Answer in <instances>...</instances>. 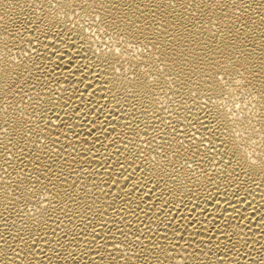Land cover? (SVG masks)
I'll list each match as a JSON object with an SVG mask.
<instances>
[{
    "label": "bare ground",
    "instance_id": "bare-ground-1",
    "mask_svg": "<svg viewBox=\"0 0 264 264\" xmlns=\"http://www.w3.org/2000/svg\"><path fill=\"white\" fill-rule=\"evenodd\" d=\"M0 264H264V0H0Z\"/></svg>",
    "mask_w": 264,
    "mask_h": 264
}]
</instances>
